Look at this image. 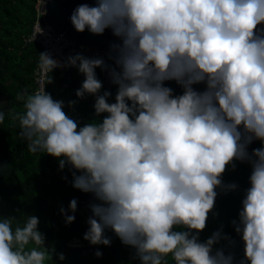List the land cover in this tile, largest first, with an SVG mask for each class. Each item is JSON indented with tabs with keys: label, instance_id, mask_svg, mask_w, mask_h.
Here are the masks:
<instances>
[{
	"label": "clouds",
	"instance_id": "obj_1",
	"mask_svg": "<svg viewBox=\"0 0 264 264\" xmlns=\"http://www.w3.org/2000/svg\"><path fill=\"white\" fill-rule=\"evenodd\" d=\"M45 2L37 8L42 15ZM70 19L81 33L111 31L118 42L107 60L76 54L60 62L45 51L38 66L44 73L77 68L85 79L75 95L95 96L96 115H107L81 126L42 87L17 94L24 110L12 119L30 153L75 169L72 186L93 195L83 239L110 246L111 230L140 264H167L169 254L175 264H234L233 253L214 249L222 240L236 244L223 225L204 241L200 234L209 214L219 215L217 189L239 190L223 181L239 161L251 167L231 221L244 244L239 264H264V146L250 150L254 141L264 145V0H95L78 5ZM97 68L117 86L115 102L111 91L101 93ZM170 81L181 94L166 86ZM76 211V199L60 208L66 224ZM14 220L0 218V264H46L39 218L13 227Z\"/></svg>",
	"mask_w": 264,
	"mask_h": 264
},
{
	"label": "trees",
	"instance_id": "obj_2",
	"mask_svg": "<svg viewBox=\"0 0 264 264\" xmlns=\"http://www.w3.org/2000/svg\"><path fill=\"white\" fill-rule=\"evenodd\" d=\"M36 3L37 0H0V111L5 112V119L0 123V218L14 217L15 227L22 226L28 216L36 215L51 257L46 264H140L139 259L134 258V249L125 246L111 230L105 231L111 239L110 246L92 245L83 239L89 228L87 220L92 214L89 204L95 202L93 195L72 186V171L75 169L70 170L66 166L61 170L58 158L44 152L30 153L27 141L19 135V122L12 119V114L24 110L23 101L17 100V94L25 89L29 93L37 91L36 71L43 50L37 44L26 43L36 18ZM96 74L103 82L101 93L111 91L109 102H115L117 86L111 83L102 69L97 68ZM84 79L85 76L76 68L64 74L54 69L48 72L46 80V92L54 100L63 101L66 114L81 126L99 123L107 115H96L95 96L86 94L80 99L75 95ZM166 86L173 88L177 95L182 93L174 81L166 82ZM73 100L77 101L76 105L69 107V102ZM262 146L260 141H254L250 150ZM250 173L251 167L239 161L235 171L231 165L228 167L223 181L225 184L236 182L239 190L225 193L217 189L213 212L219 215L215 217L210 213L207 226L200 234L201 241H204L223 225L224 233L231 235L236 244L230 247L227 241L222 240L214 249L224 247L226 255L233 253L234 264H239L244 258V244L231 221L238 219L244 191L250 186ZM72 199L77 200L76 219L66 224L60 208L69 209ZM68 214L73 213L69 211ZM97 251L103 255L97 257ZM60 253L65 256L63 261L59 259ZM166 261L167 264H175L171 254Z\"/></svg>",
	"mask_w": 264,
	"mask_h": 264
},
{
	"label": "built area",
	"instance_id": "obj_3",
	"mask_svg": "<svg viewBox=\"0 0 264 264\" xmlns=\"http://www.w3.org/2000/svg\"><path fill=\"white\" fill-rule=\"evenodd\" d=\"M48 0L45 2L44 10H46V4ZM40 0H37L36 3V18L33 22L32 32L26 39V43H34L41 47L43 52H49L54 59H57L60 62H65L69 56L82 54L86 57H103L107 60V50L101 49L96 46H89L83 44H77L76 42L65 37L63 33L56 31L52 25H50L46 21V14L42 15L41 12H38V4ZM42 29V32H40ZM110 63V61H109ZM76 68L74 67H65V68H57L61 74L72 71ZM47 73H44L40 68L36 71V86L37 91H39L42 87L46 90V80ZM78 244V242H77ZM76 245V244H75Z\"/></svg>",
	"mask_w": 264,
	"mask_h": 264
},
{
	"label": "water",
	"instance_id": "obj_4",
	"mask_svg": "<svg viewBox=\"0 0 264 264\" xmlns=\"http://www.w3.org/2000/svg\"><path fill=\"white\" fill-rule=\"evenodd\" d=\"M87 3L95 6V0H48L46 4V21L52 27L65 35L68 39L77 44L96 46L109 51L113 42H118L110 30H106L103 35H94L87 29L81 33L75 30L71 23V15L80 4Z\"/></svg>",
	"mask_w": 264,
	"mask_h": 264
},
{
	"label": "rangeland",
	"instance_id": "obj_5",
	"mask_svg": "<svg viewBox=\"0 0 264 264\" xmlns=\"http://www.w3.org/2000/svg\"><path fill=\"white\" fill-rule=\"evenodd\" d=\"M76 245H77V243H76Z\"/></svg>",
	"mask_w": 264,
	"mask_h": 264
}]
</instances>
